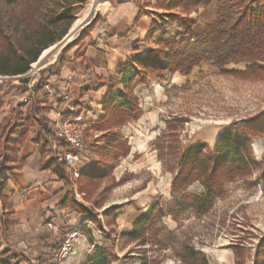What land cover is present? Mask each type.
<instances>
[{"label":"rangeland","instance_id":"374dc122","mask_svg":"<svg viewBox=\"0 0 264 264\" xmlns=\"http://www.w3.org/2000/svg\"><path fill=\"white\" fill-rule=\"evenodd\" d=\"M73 1L0 0L3 35L16 48L26 46L42 14L58 13L62 5ZM226 1L216 8L217 22L206 36L183 46L185 51L205 54L189 74L165 72L163 78L148 74L144 82H139L136 67L128 66L120 70L121 78L113 85L115 91L130 95L132 110L119 114L111 107H102L99 114L92 106L91 113H86L89 161L76 178L63 167L67 189L92 218L84 220V214L71 207L60 212L59 196L52 191L44 209H56L64 222L58 226L51 246L44 247L38 238V226L30 228L18 220L3 238V218L12 209L7 201L0 212V259H7L8 264H90L100 249L108 264H264V130L251 136L250 156L256 165L242 175L215 173L217 185L211 197L203 199L202 175L197 172L187 183L179 184L177 191L171 190L188 146L204 143L203 153L207 155L214 149L218 132L231 123L255 117L264 127V50L252 56L241 45L226 40L227 27L240 5L236 0ZM89 2L74 6L73 20ZM96 10L56 53L41 60L65 35L36 63H30L28 76L0 83L31 85L42 67L80 39ZM4 43L0 36V57L5 52ZM55 147L60 149L62 144L56 142ZM87 166L100 173L84 176L81 172ZM155 202L157 207L149 209ZM145 212H149V219L137 226L138 236H129L134 220ZM41 220L42 227L49 221L46 217ZM76 227L81 236L74 249L55 261L49 256L50 249L57 248L61 236ZM8 243L12 250L5 249ZM191 251L196 254L194 259L189 256Z\"/></svg>","mask_w":264,"mask_h":264},{"label":"crops","instance_id":"0c3cea01","mask_svg":"<svg viewBox=\"0 0 264 264\" xmlns=\"http://www.w3.org/2000/svg\"><path fill=\"white\" fill-rule=\"evenodd\" d=\"M168 1L100 0L92 23L80 39L57 53L38 71L32 80L33 93L27 103L22 102L26 84L21 87L0 83V162L3 139L9 127L29 123L23 141L16 148L15 159L8 163L11 169L6 172L3 193L12 205V213L4 239L18 220L20 225L42 228H37V232L40 230L38 238L44 247H49L58 235V226L64 222L60 212H66L67 208H60L57 203L60 212L44 209L52 191L60 200L67 189L65 180L43 166L44 162L57 157V140L52 128L58 113L66 115L73 108L90 114L94 106L101 114L102 97L111 85L115 91L113 84L121 78L120 64L144 53L158 38L189 27L194 34L201 33L216 20V8L227 2L211 0L206 5L184 11L180 7H166ZM164 12L179 13L181 17L148 35L153 18ZM41 123L49 128L48 134L44 133ZM42 217L49 220L44 227L40 224ZM30 234L35 236L33 232ZM8 244L10 246L5 249L12 250V245ZM54 250L50 249L49 256Z\"/></svg>","mask_w":264,"mask_h":264},{"label":"trees","instance_id":"16d2710c","mask_svg":"<svg viewBox=\"0 0 264 264\" xmlns=\"http://www.w3.org/2000/svg\"><path fill=\"white\" fill-rule=\"evenodd\" d=\"M6 3L15 0H4ZM28 0H19L26 2ZM31 1V0H30ZM35 1V0H34ZM86 0H75L68 4L62 5L58 13L42 14V18L36 21L35 29H33V38L28 39L26 46H13L12 41L6 35H3V29L0 27V36L4 40L5 52L0 57V73L13 75L22 74L29 69L30 63H36L38 59L48 51L56 41L60 40L72 21H74V6L81 5ZM211 0H169L165 6L168 8L181 7L185 11L196 8L199 5H206ZM240 3L237 15L234 21L227 27L226 40L233 44L241 45L252 56L260 54L264 50V0H236ZM243 3V4H242ZM40 15V14H39ZM158 18H153L151 27L148 30V35L158 29L164 28L169 23L174 22L181 17L179 13H159ZM217 19L208 24L199 34H194L191 28H186L182 31L175 32L172 35L157 39L156 47L148 48L144 53L134 55L125 63L119 65L120 70H125L128 66L136 67V75L139 82H144L148 74L163 78L165 72H175L187 75L191 72L194 66L199 65L204 59L203 52L194 53L183 49V46L192 42L199 41L206 36L209 28L216 24ZM92 23V21H91ZM90 23V24H91ZM223 72L227 70L223 69ZM228 72H240L238 70H230ZM130 95L124 91H113L108 89L102 97L101 104L104 109L111 107L112 111L119 114H124L130 111L131 103ZM121 103H118V102ZM29 123L24 122L19 125H11L7 135L3 139V158L0 162V212L5 210L7 197L3 193L4 185L7 180V171L11 169L8 164L10 160L15 159V151L17 146L23 141L27 126ZM44 133L50 132L49 128L41 123ZM252 127L249 129L248 127ZM258 128V129H256ZM259 130H264L260 126L257 118L241 119L239 123L234 122L222 128L216 138L214 149L211 153L205 155L203 153L205 144L197 142L188 146L183 152L179 161L176 175L171 183V190L175 192L179 189V184L188 182V178L193 173H199L201 182L204 188V197H211L215 193L217 185L214 178L215 173L225 172L229 174L242 175L256 165V160L250 156L251 136L258 134ZM43 144V143H42ZM45 168L50 169L59 179L68 180L65 175L64 164L59 162L57 157H52L43 163ZM84 176L100 173L93 166H87L82 172ZM212 178V181H211ZM71 189H66L58 205L60 208L71 207L76 212L83 215L84 220L92 218L88 211L73 198ZM157 207V203L150 205L149 209L153 210ZM150 210V211H151ZM6 213V212H5ZM12 209L6 213L3 218L4 230H7L9 215ZM161 211H158L160 216ZM3 217V216H2ZM156 217V216H155ZM149 219V212L139 215L134 220V228L129 232V236L137 237V226L142 221ZM0 234V239L3 236ZM6 252V251H4ZM18 254V253H15ZM20 255V254H19ZM194 259L196 254L191 251L189 255ZM28 260V259H27ZM55 261H58L54 259ZM0 264H8L7 259H0ZM90 264H108V258L103 252L98 249Z\"/></svg>","mask_w":264,"mask_h":264},{"label":"built area","instance_id":"2783aa9c","mask_svg":"<svg viewBox=\"0 0 264 264\" xmlns=\"http://www.w3.org/2000/svg\"><path fill=\"white\" fill-rule=\"evenodd\" d=\"M30 72L26 71L22 74L0 76V82L10 78L21 80L28 76ZM32 93L33 86L31 84L25 89L22 102L27 103ZM87 126L88 121L86 112L81 109L73 110V108H71L66 115L58 113V116L53 123L52 134L57 142L62 144V147L57 150V159L59 162H63L66 172L71 178L78 177L84 163L89 161L87 155L89 151V143L85 135V128ZM48 226H51V224L48 223ZM80 236V229L77 227L67 230L61 236L57 248H55L50 257L58 261L67 257L74 249Z\"/></svg>","mask_w":264,"mask_h":264},{"label":"bare ground","instance_id":"6f19581e","mask_svg":"<svg viewBox=\"0 0 264 264\" xmlns=\"http://www.w3.org/2000/svg\"><path fill=\"white\" fill-rule=\"evenodd\" d=\"M97 6H98L97 0H90V2L86 6V8L82 12V14H80V16L76 17V19L72 22L70 29H69V36L66 39H63L60 42H58L54 46L53 49L46 52L45 55L43 57H41V60L49 58L54 53H56L58 51V49L60 48V46H62L63 43L66 42V40H68L71 37V34L90 19V17L94 13L95 9L97 8Z\"/></svg>","mask_w":264,"mask_h":264},{"label":"water","instance_id":"95a60500","mask_svg":"<svg viewBox=\"0 0 264 264\" xmlns=\"http://www.w3.org/2000/svg\"><path fill=\"white\" fill-rule=\"evenodd\" d=\"M75 31L71 34V37L74 35ZM69 36V32L65 34V36L62 38L63 39H66L67 37Z\"/></svg>","mask_w":264,"mask_h":264}]
</instances>
